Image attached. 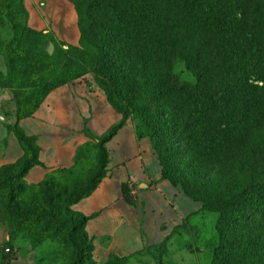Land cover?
Segmentation results:
<instances>
[{"label":"trees","instance_id":"obj_1","mask_svg":"<svg viewBox=\"0 0 264 264\" xmlns=\"http://www.w3.org/2000/svg\"><path fill=\"white\" fill-rule=\"evenodd\" d=\"M74 4L82 43L92 50L88 59L70 60L60 71L55 56L37 52L27 57L11 45L4 50L10 77L39 94L20 110L14 126H6L24 154L0 170V222L7 216H19L24 223L29 218L32 230L41 227L32 236L34 246L58 237L72 249L70 264H95L88 218L72 207L105 177L106 144L131 119L138 138L151 141L162 178L199 203L203 214L218 215L211 232L213 241L216 237L211 264H264V0ZM0 15L21 42L28 20L23 0H0ZM182 30L199 39L197 53L185 60L193 77L188 81L176 73L183 59L177 37ZM87 73L122 121L102 137L86 131L90 141L78 149L71 169L50 172L41 183L28 185L25 176L40 165V149L37 137L27 136L18 121L32 117L53 90ZM122 192L128 204H135L128 185ZM21 195L27 205L19 204ZM187 226L174 233H184ZM143 253L111 254L106 264H124Z\"/></svg>","mask_w":264,"mask_h":264},{"label":"crops","instance_id":"obj_2","mask_svg":"<svg viewBox=\"0 0 264 264\" xmlns=\"http://www.w3.org/2000/svg\"><path fill=\"white\" fill-rule=\"evenodd\" d=\"M122 119L91 76L53 90L32 117L18 121L27 136L37 137L40 149V165L28 171L25 182L37 185L50 172L71 169L78 149L90 141L86 131L102 137ZM106 148L105 177L89 197L74 206L88 218L86 231L94 241L98 264H105L111 254L127 257L159 249L168 238L183 234L174 231L185 222L195 227L207 218L199 203L162 178L151 141L138 138L133 120L125 123ZM23 154L18 138L8 132L0 117V170L17 163ZM124 185L129 186L135 204L124 199ZM8 240L0 227V264L5 261L1 248Z\"/></svg>","mask_w":264,"mask_h":264},{"label":"rangeland","instance_id":"obj_3","mask_svg":"<svg viewBox=\"0 0 264 264\" xmlns=\"http://www.w3.org/2000/svg\"><path fill=\"white\" fill-rule=\"evenodd\" d=\"M74 1L23 0L28 12V20L24 22L27 29L23 32L21 42H16V32L10 21L4 15H0V117L4 119L6 126H14L20 110H27L39 94L33 88L21 86L20 80L10 77L6 51H4L6 46L11 45L10 48L13 50L23 51L27 57H32L37 52L55 56L61 65L60 71L65 69L70 60L81 61L91 57V48L84 45L81 40L79 15ZM177 37L183 59L178 63L176 73L183 80H192V75L186 69L185 60H189L197 53L199 39L191 30H182ZM51 48L52 54L48 52ZM86 76L94 78L91 73H87L84 77ZM19 200V204L27 205L24 195H21ZM60 209H62L61 205L59 211L64 213V210ZM72 210L76 212L74 206ZM8 217L4 219L5 223L0 222V227L9 237L1 248L4 264L71 263L72 249L64 245L58 237L34 246L32 236H38L41 227L32 230L31 219L28 218L24 223V219L19 216ZM217 218V214H210L200 223L201 225L195 227L188 225L187 230L180 237L171 238L172 240L163 244L162 252L155 248L124 264H159L160 261L164 264H211L213 244L216 239L215 237L213 241L211 232ZM200 232L202 235L199 234ZM200 238L202 241L199 240ZM92 244L94 246V241ZM6 248L11 251L4 252ZM92 258L95 264H98L95 259V246Z\"/></svg>","mask_w":264,"mask_h":264},{"label":"water","instance_id":"obj_4","mask_svg":"<svg viewBox=\"0 0 264 264\" xmlns=\"http://www.w3.org/2000/svg\"><path fill=\"white\" fill-rule=\"evenodd\" d=\"M50 54H52L53 53V50H52V48L51 49H49V51H48Z\"/></svg>","mask_w":264,"mask_h":264},{"label":"built area","instance_id":"obj_5","mask_svg":"<svg viewBox=\"0 0 264 264\" xmlns=\"http://www.w3.org/2000/svg\"><path fill=\"white\" fill-rule=\"evenodd\" d=\"M5 252H6V253H8V252H9V250H8V249H6V250H5Z\"/></svg>","mask_w":264,"mask_h":264}]
</instances>
